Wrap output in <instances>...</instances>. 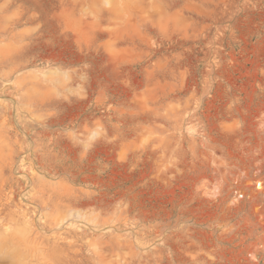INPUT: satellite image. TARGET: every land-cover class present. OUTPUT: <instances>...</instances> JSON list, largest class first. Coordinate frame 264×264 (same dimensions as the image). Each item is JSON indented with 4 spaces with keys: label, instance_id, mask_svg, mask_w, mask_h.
<instances>
[{
    "label": "rangeland",
    "instance_id": "1",
    "mask_svg": "<svg viewBox=\"0 0 264 264\" xmlns=\"http://www.w3.org/2000/svg\"><path fill=\"white\" fill-rule=\"evenodd\" d=\"M0 264H264V0H0Z\"/></svg>",
    "mask_w": 264,
    "mask_h": 264
},
{
    "label": "bare ground",
    "instance_id": "2",
    "mask_svg": "<svg viewBox=\"0 0 264 264\" xmlns=\"http://www.w3.org/2000/svg\"><path fill=\"white\" fill-rule=\"evenodd\" d=\"M4 251L3 246L0 244V252Z\"/></svg>",
    "mask_w": 264,
    "mask_h": 264
}]
</instances>
